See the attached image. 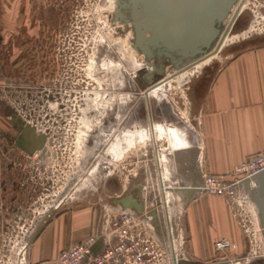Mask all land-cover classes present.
<instances>
[{"label":"rangeland","instance_id":"374dc122","mask_svg":"<svg viewBox=\"0 0 264 264\" xmlns=\"http://www.w3.org/2000/svg\"><path fill=\"white\" fill-rule=\"evenodd\" d=\"M116 3L0 0V264H26L31 238L64 207L94 203L102 223L103 211L117 207L112 198L136 193L141 210L152 203L159 207L163 185L174 192L181 191L188 178L197 181V170L181 181L174 177L175 162L170 178L160 181L162 153L174 157L170 128L180 127L186 143L180 150L191 151L186 148L201 135V97L207 81L240 48L260 44L264 37V0H242L241 7L236 3L231 9L230 15H238L227 34L246 31L247 36L222 51L218 48L212 68L206 65L200 74H192L190 83L183 81L180 87L173 80L185 67H166L170 85L150 90L153 83L141 74L147 61L131 46L130 31H120L124 25L112 16ZM192 83L195 92L190 93ZM156 103L169 104L184 126L171 125L154 112ZM232 169L222 175L230 176ZM183 191L174 192L181 203L168 201L167 215L174 212L177 252L186 257L182 259L195 260L186 206L196 194ZM220 198L239 241L236 247L217 251L215 239L214 255L202 262L244 264L249 259L247 264H264L262 224H256L252 202L245 200L233 217Z\"/></svg>","mask_w":264,"mask_h":264},{"label":"crops","instance_id":"0c3cea01","mask_svg":"<svg viewBox=\"0 0 264 264\" xmlns=\"http://www.w3.org/2000/svg\"><path fill=\"white\" fill-rule=\"evenodd\" d=\"M261 38L260 44L240 48L207 81L209 85L206 83L201 97V135L186 148L192 150L184 152L181 175L173 163L174 177L180 181L197 170L200 185V170L227 174L236 163L264 149V37ZM184 183L185 195L199 186L194 185V178ZM93 204L75 203L48 218L28 244L26 264H61L56 256L62 249L89 233H98L101 211ZM186 212L189 245L195 260L210 259L214 255L213 242L219 237L229 238L236 247L239 236L220 197L196 194L188 202Z\"/></svg>","mask_w":264,"mask_h":264},{"label":"water","instance_id":"95a60500","mask_svg":"<svg viewBox=\"0 0 264 264\" xmlns=\"http://www.w3.org/2000/svg\"><path fill=\"white\" fill-rule=\"evenodd\" d=\"M241 1L117 0L112 16L124 25V29L120 31H130L131 46L144 57L145 61L153 64L152 72L143 71L141 74L142 79L154 83L156 76L162 75L166 67L174 71L191 67L198 58L214 49L219 39L224 37L234 24L238 13L230 15L231 9L236 3L238 8L241 7ZM229 15L228 23L223 25ZM209 66L212 68L211 65ZM208 75L207 73L205 77ZM192 91L190 89V93ZM154 112H159L170 122L180 121L171 111L169 104L156 103ZM183 123L181 122L180 125L184 126ZM187 133L191 132L188 130ZM190 135L193 136L192 133ZM189 137L188 135V140L192 141ZM183 153L180 152L181 155ZM172 162H175L176 169L181 175L183 166L177 164L176 160L172 159ZM252 179L254 185L250 187L246 183L245 192L256 207L257 217L262 222L261 232L264 237V169L256 172ZM198 183L199 179L194 185ZM193 192L195 188L191 190V193ZM110 202L125 209L136 211L141 209V202L137 199L136 193H125L120 197L112 198ZM177 262L178 264H206L189 259H180Z\"/></svg>","mask_w":264,"mask_h":264},{"label":"built area","instance_id":"2783aa9c","mask_svg":"<svg viewBox=\"0 0 264 264\" xmlns=\"http://www.w3.org/2000/svg\"><path fill=\"white\" fill-rule=\"evenodd\" d=\"M262 169H264V150L249 155L234 165L230 176L206 174L201 171V184L194 187V193L198 195L210 193L222 197L229 206L232 216L235 217L237 208L249 199L245 192L246 182L253 186L252 176ZM163 187L170 188V185L166 184ZM162 190L159 207L152 203L140 211L121 207L105 209L102 213L100 231L89 233L62 249L56 256L57 262L61 264H177V261L186 258L177 252L178 246L175 245L177 239L173 234L171 219L165 213V203L166 207H169L170 202H166V195ZM253 205L252 208L256 212V207ZM154 214H157L156 219ZM165 235L168 242L164 239ZM231 244L229 238L219 237L214 242V248L217 251H225L231 248ZM248 262H250L249 259L244 264ZM235 264H239V261H235Z\"/></svg>","mask_w":264,"mask_h":264},{"label":"bare ground","instance_id":"6f19581e","mask_svg":"<svg viewBox=\"0 0 264 264\" xmlns=\"http://www.w3.org/2000/svg\"><path fill=\"white\" fill-rule=\"evenodd\" d=\"M245 34H246V31L235 32V33H232V34H225L224 37L222 36V38L219 39L218 43L214 47V48H216L215 50H211L210 52L206 53L202 57L198 58L193 63L194 65H192L191 67L190 66L189 67H185L183 70H181L180 73H178L175 77H173V80H176L178 82L177 84L180 85V87H181V83L183 81L185 83H190L191 82V78H192L191 77L192 74H195V73L200 74L201 70L203 68H205L206 65H207L206 67H208L209 65L212 64L211 62L213 61L214 58H216L218 56L220 51H222L225 47L227 48V47H229L231 45L236 44L237 42H240L239 41L240 36L241 35L243 37L247 36ZM242 36H241V38H242ZM218 48H220L219 52L216 51V50H218ZM149 63L145 62V64H146L145 69H144L145 72H152L153 71V65H152V63L151 64H149ZM168 75H169L168 72L166 73V71H165L162 75L158 76L159 78L156 76V78H158V79L155 81V83H153V84H151L149 86L150 90L154 89V88L161 89L163 86L166 87V86L170 85V83H171L170 81L171 80H169L167 78ZM157 122H156V126L158 125V128H162L161 125L159 123H157ZM173 124L176 125L174 122L171 125H173ZM177 127H179V126H177ZM177 127L174 126L173 128H170V133H169V137L171 139L172 146L174 147V150H173L174 157L172 158V157H170V155L162 153V162L160 164L162 165V172L161 173L163 174V176H161L160 181L161 180H168L170 178L171 172L173 171L172 168L170 169V167H172L171 165L173 163L172 159H175L176 163L177 164L179 163V165L181 164L182 166L185 163L184 159L181 157V154H180V152L181 151L183 152V150H180V149H183V147L186 146V143L184 141V138L182 137V132ZM152 128L153 127L151 125L150 131H152ZM163 129L166 130L165 128H163ZM177 160H181V161L178 162ZM183 161H184V163H183ZM163 178H165V179H163ZM246 183L251 187L250 183H248V182H246ZM162 189H163L162 191L165 192V195L167 197V199H166L167 201H171L173 199H179L178 202L181 203V199H180V197L178 195L182 193V191H183L182 188H181V191L179 189H178V191H174V192L178 193V195L175 194L174 192H172V190L165 189L164 187ZM176 189H177V187H176ZM172 210H174V209H172ZM165 213L167 215L166 203H165ZM173 213H174L173 211L169 213L168 216L170 217V219H171V215H173ZM154 216H155L154 218L156 219L157 218V214H154ZM154 223H156V221H154ZM177 264H178V262H177Z\"/></svg>","mask_w":264,"mask_h":264},{"label":"flooded vegetation","instance_id":"af4514ba","mask_svg":"<svg viewBox=\"0 0 264 264\" xmlns=\"http://www.w3.org/2000/svg\"><path fill=\"white\" fill-rule=\"evenodd\" d=\"M196 80H197V79H196ZM196 80H195V81H196ZM199 80H200V79H199ZM202 80L205 81V78H204V79L202 78ZM202 80H201V81H202ZM195 81H194V82H195ZM201 81H200V82H201ZM194 86H196V83H195V84H194V83L191 84V89L195 92ZM197 88H198V91H203V90H201V87H200V86H198ZM193 91H192V92H193ZM175 123L178 124V123H181V121H177V122H175ZM259 222H260V223H259ZM256 224H257L258 227H259V225L262 224V222H261L260 220L256 219ZM189 260H190V259H189ZM192 261H198V260H192ZM253 262H256V261H254V259H252V263H253ZM222 263H224V261H223V260H219V261H216V263H214V264H222ZM206 264H209V263H206Z\"/></svg>","mask_w":264,"mask_h":264}]
</instances>
